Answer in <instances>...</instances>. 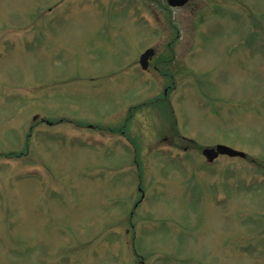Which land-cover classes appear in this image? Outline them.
<instances>
[{"label":"rangeland","instance_id":"1","mask_svg":"<svg viewBox=\"0 0 264 264\" xmlns=\"http://www.w3.org/2000/svg\"><path fill=\"white\" fill-rule=\"evenodd\" d=\"M176 30L195 53L169 92L178 119L148 101L168 82L135 66ZM253 31L264 0H0V264H264ZM220 144L256 163L197 150Z\"/></svg>","mask_w":264,"mask_h":264},{"label":"water","instance_id":"2","mask_svg":"<svg viewBox=\"0 0 264 264\" xmlns=\"http://www.w3.org/2000/svg\"><path fill=\"white\" fill-rule=\"evenodd\" d=\"M189 0H169L170 4L174 7L183 6ZM153 50H148L141 57V64L144 68H146V64L148 63V59L151 55H153ZM203 154L208 158V160L212 163L219 155H229L231 157H245L246 155L243 152L236 151L224 145H218L216 148H205L203 150Z\"/></svg>","mask_w":264,"mask_h":264},{"label":"flooded vegetation","instance_id":"3","mask_svg":"<svg viewBox=\"0 0 264 264\" xmlns=\"http://www.w3.org/2000/svg\"><path fill=\"white\" fill-rule=\"evenodd\" d=\"M164 52L162 53H157L155 54V56L153 57L152 59V62L151 63H155L153 65V68L159 72L161 71V65L163 64V61H166L167 58H176L177 59V63H176V71L178 72L179 75H182V67H183V64L181 62L182 60V56H183V53L182 52H175L177 51L176 49H172V48H163ZM156 60V61H154ZM167 91L168 90H164L163 92V95L161 97H159V100L163 101L164 103L168 102L167 101ZM169 106H170V103H169Z\"/></svg>","mask_w":264,"mask_h":264}]
</instances>
